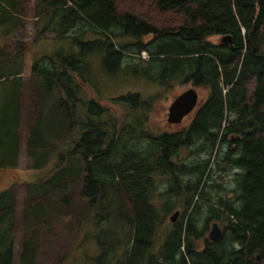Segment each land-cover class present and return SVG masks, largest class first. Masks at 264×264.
Returning <instances> with one entry per match:
<instances>
[{
  "label": "trees",
  "instance_id": "1",
  "mask_svg": "<svg viewBox=\"0 0 264 264\" xmlns=\"http://www.w3.org/2000/svg\"><path fill=\"white\" fill-rule=\"evenodd\" d=\"M29 1L0 0V28L19 23ZM31 2L35 17L44 21L34 40L46 32L60 40L86 33L95 37L86 43L74 39L79 52L41 56L31 68L29 92L22 72L5 67L21 61L25 44L17 43L13 54L6 44L0 48V68L5 70L0 71V85L10 84L0 104L1 171L17 167L24 118L32 169L45 167L56 145L83 127L72 149L55 154L52 176L41 180L37 190H28L32 194L23 204L22 222L28 228L20 242V264H37L38 228L47 225L52 214L62 219L72 213L56 205L54 209L51 196L73 200L76 197L67 190L77 183L74 194L82 201L80 207L91 211L92 224L115 219L126 235L122 246L100 243V256L90 264H262L264 0ZM223 36L230 43L209 40ZM120 38L132 42L120 45ZM91 52L101 56L108 75L146 65L143 74L151 81L161 85L177 80L208 89L209 94L188 125L173 133L152 135L141 129V119L126 124L129 115L122 124L112 116L100 119L109 110L98 101L89 104V112L99 120L86 116L82 122L77 107L84 106L80 93L91 74L83 57ZM128 53L131 62L125 57ZM112 102L128 106L130 112L149 111L137 94ZM228 172H234L231 188L223 185ZM162 182L167 184L163 193L158 190ZM178 200L183 201L180 218L158 241L157 233ZM159 205L162 214L156 209ZM16 208L15 191H2L0 264L13 262ZM80 216L85 219V214ZM211 221L223 224L216 242L204 235ZM201 240L204 247L199 250Z\"/></svg>",
  "mask_w": 264,
  "mask_h": 264
},
{
  "label": "rangeland",
  "instance_id": "2",
  "mask_svg": "<svg viewBox=\"0 0 264 264\" xmlns=\"http://www.w3.org/2000/svg\"><path fill=\"white\" fill-rule=\"evenodd\" d=\"M34 13L33 3L30 0L26 6V14L21 17L20 24L9 22L5 29H2V27L0 28V48L6 44V46L9 47L6 48V50H11V52H8L13 54V51L16 50L15 48L19 47L16 46L17 43L25 44V50L19 54L21 61L17 60L18 62L12 65L7 63L5 67L11 71L19 70L22 72L24 84L28 86L26 92L31 90V68L35 63L40 61L41 56L59 55L64 57L71 53L79 52V47L75 45L74 39L86 43L93 40L90 39L91 37H95L90 33H86L79 38H73V36L70 35L60 40L54 38V33L46 32L38 40H34L36 33H38L44 25V21L35 17ZM221 38L222 37H211L209 40L214 44H218ZM147 40H149V38H146L145 42ZM118 41L120 45L132 42V40L128 38H120ZM84 51L87 52V50ZM130 56L131 54L128 53L125 57L131 62ZM141 58L144 61L149 59L146 53H142ZM83 62L89 65L91 74L86 75L87 78L85 79L84 87L80 93L84 106L77 107L78 117L82 122L86 121V116L92 117L93 120L98 119L96 115H92V113L89 112V104L92 101H98V103H100L99 106L107 107L109 110L108 113L104 114V116L102 115L103 117H100V119L112 116L122 124L123 120L121 119H123L125 115H129V118L125 121L126 124H134L137 120L141 119L143 120L141 129L146 130L152 135L173 133L180 130L181 126L188 125L193 116L192 114L189 117H185L179 125H168L166 122L167 108L172 103L173 99L182 92L194 88L199 96V105L209 94L208 89L193 87L190 84L182 83L177 80L161 85L158 82L151 81L143 74V71H147L146 65L140 67H133L131 65V67L126 70L125 62L122 65L123 69L126 70L125 72L108 75L102 69L101 56L99 54L93 52L86 54L83 57ZM0 71L4 72L5 70L0 68ZM140 71H142L141 74ZM7 87L9 88L10 84L0 85V104L3 101L2 97ZM128 94L139 95L142 100L148 103L149 111L137 109V111L130 112L128 106L112 102L113 99ZM99 106L94 107L92 111L98 110L100 108ZM28 130L24 118L20 128L21 145L17 167L15 169L0 170V193L8 188H12L16 193L17 200L15 217L18 231L16 232L12 264H20L21 262L20 242L26 236L24 231L28 228L22 222L23 204L27 195H31L32 191L38 189L36 187L39 186L41 180L48 179L52 176L57 161L55 154L66 153V151L72 149L73 142L78 138L79 134H81L80 132H82L83 127L74 130L73 134L64 143L57 144L55 147L56 149L51 154L52 158L46 166L41 169H32L31 158L26 153ZM69 159L73 160V158L70 157ZM68 164L70 163L68 162ZM233 173L234 172H228L227 175L224 176V187H234L232 183ZM166 187V182H162L158 190L163 193ZM29 188L32 189L31 192H28ZM78 189L79 184L77 183L67 190V194H72L73 197H76L73 200L70 198L68 199L66 196L64 201H58L61 195L55 194L51 196L54 209L57 206L59 209L72 213L70 216H66L62 219H60V215H56V213L52 214V218H49L48 222L46 221L47 225H42L38 228L40 253L37 258V264H90L91 261L100 256V243L107 242V244L114 245V247L122 246L125 243L126 235L120 233V224L117 220L110 219L109 222H102L98 225L92 224L91 211H84L80 207L82 201L74 194ZM64 196L65 195H62L61 199ZM182 206L183 201H176L173 211L165 217L157 233L158 241H160L163 234L171 228L172 223L170 222V217L172 214L177 211L179 215L176 220L180 218V214L183 211ZM156 209L158 213L162 214V205H159ZM80 214H85V219H83ZM212 224H214L213 221L208 224L207 229L204 231L206 238ZM218 225L221 229L223 228V224L218 223ZM199 227L203 229L202 220ZM157 245L158 242L155 244L154 251L157 249ZM203 247V240H201L198 242V249L202 250Z\"/></svg>",
  "mask_w": 264,
  "mask_h": 264
},
{
  "label": "water",
  "instance_id": "3",
  "mask_svg": "<svg viewBox=\"0 0 264 264\" xmlns=\"http://www.w3.org/2000/svg\"><path fill=\"white\" fill-rule=\"evenodd\" d=\"M222 43H230L228 36H223L220 40ZM198 104V93L194 88L188 89L176 96L172 103L167 108V124L168 125H179L183 119L188 116ZM179 213L176 211L170 217V222L174 223ZM223 234L222 229L218 224H212V227L208 233V240L210 242H216L221 239ZM264 264V259L263 263Z\"/></svg>",
  "mask_w": 264,
  "mask_h": 264
},
{
  "label": "flooded vegetation",
  "instance_id": "4",
  "mask_svg": "<svg viewBox=\"0 0 264 264\" xmlns=\"http://www.w3.org/2000/svg\"><path fill=\"white\" fill-rule=\"evenodd\" d=\"M194 111L195 110H193L188 116H186V117H189L190 115H192V114H194ZM193 117V116H192ZM192 119V118H191ZM184 120V119H183ZM170 126H173V125H170Z\"/></svg>",
  "mask_w": 264,
  "mask_h": 264
}]
</instances>
